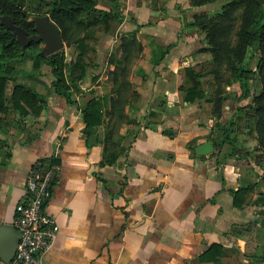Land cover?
Segmentation results:
<instances>
[{"label": "crops", "instance_id": "0c3cea01", "mask_svg": "<svg viewBox=\"0 0 264 264\" xmlns=\"http://www.w3.org/2000/svg\"><path fill=\"white\" fill-rule=\"evenodd\" d=\"M118 1L120 21L86 33L85 75L71 102L52 90L44 69L17 76L45 103L38 114L0 112V223L13 224L30 167L56 152L58 182L46 209L59 231L41 264H264V155L253 150L254 132L241 127L234 148L226 142L190 156V145L220 137L224 124L210 102H187L180 89L190 85L184 67L199 71L212 58L200 51L205 34L192 25L194 15H210L222 2ZM64 51L66 61L79 53ZM201 81L211 92L210 78ZM12 87L10 80L7 97ZM226 89L228 116L238 88ZM166 91H178L179 101L169 105ZM90 101L99 102L90 109L101 120L87 127ZM241 186L248 190L237 205Z\"/></svg>", "mask_w": 264, "mask_h": 264}, {"label": "trees", "instance_id": "16d2710c", "mask_svg": "<svg viewBox=\"0 0 264 264\" xmlns=\"http://www.w3.org/2000/svg\"><path fill=\"white\" fill-rule=\"evenodd\" d=\"M109 1L113 4L110 9L99 8L98 0H0V112L13 108L21 114L39 113L45 98L32 86L17 82L16 78L38 77L42 63L52 71V90L71 102L72 89L79 90L78 80L85 75L83 59L90 26L103 24L108 28L110 21H120L124 15L118 0ZM151 1L156 3V0ZM216 1L222 4L213 14L194 15L192 25L205 34L206 47L200 51L208 52L212 58L210 66L199 71L193 66L183 68L186 81H190V85L180 86L183 99L187 102L196 99L210 102L212 114L224 121L220 137L212 139L216 148H222L226 142L234 148L236 132L244 127L255 134L253 150H263L264 155V3L259 0H190V3L202 5ZM28 2H33L35 10L48 15L55 23L65 46L75 47L79 52L75 60H65L64 48L49 55L42 54L40 42H32L24 49L21 47L14 32L2 23V18L8 16L28 35L34 33L35 23L29 20L31 7ZM253 58L256 59L255 70L251 66ZM21 62L25 63L23 68L20 67ZM202 76L210 78L212 91L208 94L202 87ZM10 80L13 87L7 97L6 88ZM232 85L238 91L230 103L231 114L225 116L224 105L231 95L226 88ZM98 104L90 101L83 109L87 127L101 120L100 113L90 109ZM190 148L193 150L192 145ZM43 161L49 163L50 159ZM247 190V186H241L235 192V204H242ZM214 247L218 245H211L207 251Z\"/></svg>", "mask_w": 264, "mask_h": 264}, {"label": "built area", "instance_id": "2783aa9c", "mask_svg": "<svg viewBox=\"0 0 264 264\" xmlns=\"http://www.w3.org/2000/svg\"><path fill=\"white\" fill-rule=\"evenodd\" d=\"M166 95L169 105L179 101L178 91H166ZM56 161L55 152L49 163L39 159L29 169L26 199L16 204L13 218L19 240L15 254L7 264H41V255L51 248L58 234L59 225L46 209L52 187L58 182Z\"/></svg>", "mask_w": 264, "mask_h": 264}, {"label": "water", "instance_id": "95a60500", "mask_svg": "<svg viewBox=\"0 0 264 264\" xmlns=\"http://www.w3.org/2000/svg\"><path fill=\"white\" fill-rule=\"evenodd\" d=\"M264 3V0H259ZM35 23L34 33L28 35L24 29L15 25L10 17L2 18V23L12 30L17 42L24 49L32 42H41L43 47L41 53L49 55L64 46L58 27L49 19L48 15L29 17ZM214 145L211 140H206L193 147L191 157L195 155L205 156L213 153ZM19 240V231L13 224L0 223V258L7 264L13 258Z\"/></svg>", "mask_w": 264, "mask_h": 264}, {"label": "rangeland", "instance_id": "374dc122", "mask_svg": "<svg viewBox=\"0 0 264 264\" xmlns=\"http://www.w3.org/2000/svg\"><path fill=\"white\" fill-rule=\"evenodd\" d=\"M103 0H100V2H102ZM30 7H31V13H30V18H32V17H36V16H42L41 15V11L40 10H35V8L33 7V2H28L27 3ZM220 8V7H219ZM219 8L217 9V10H219ZM216 10V11H217ZM215 11H213V12H211L210 14H213ZM39 47H43V44L42 43H40L39 44ZM62 48H64V46L62 47ZM69 56V55H68ZM21 65H22V62L20 63ZM255 64H256V59H251V66H252V69H254L255 70ZM42 69H44V74L47 76V77H50V78H52L53 79V75H52V71H51V69H50V67L46 64V63H42V65H41V70ZM257 82H256V80H255V82H254V84H256ZM231 105V104H230ZM227 111H229V113H230V111L232 110V108H229V109H226ZM252 133V132H251ZM250 142V141H249ZM248 143V142H247ZM253 143V142H252ZM248 147V146H247Z\"/></svg>", "mask_w": 264, "mask_h": 264}, {"label": "flooded vegetation", "instance_id": "af4514ba", "mask_svg": "<svg viewBox=\"0 0 264 264\" xmlns=\"http://www.w3.org/2000/svg\"><path fill=\"white\" fill-rule=\"evenodd\" d=\"M41 43V42H40Z\"/></svg>", "mask_w": 264, "mask_h": 264}]
</instances>
